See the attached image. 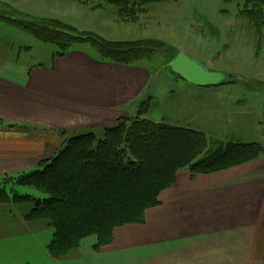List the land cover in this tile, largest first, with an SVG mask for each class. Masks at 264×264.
I'll return each instance as SVG.
<instances>
[{"label": "crops", "instance_id": "crops-1", "mask_svg": "<svg viewBox=\"0 0 264 264\" xmlns=\"http://www.w3.org/2000/svg\"><path fill=\"white\" fill-rule=\"evenodd\" d=\"M15 65L10 76L0 70V178L37 169L74 136L102 139L120 119L137 116L151 81L142 64L101 62L80 48L63 58L52 54L49 66ZM196 101V108L210 109L202 113H212L211 102ZM160 201L143 225L117 228L111 244L97 249L93 236L59 259L48 251L53 237L25 220L28 209L17 215L6 208L0 214L17 218L4 217L0 264H264V156L209 175L182 170Z\"/></svg>", "mask_w": 264, "mask_h": 264}, {"label": "trees", "instance_id": "trees-1", "mask_svg": "<svg viewBox=\"0 0 264 264\" xmlns=\"http://www.w3.org/2000/svg\"><path fill=\"white\" fill-rule=\"evenodd\" d=\"M98 1L114 6L119 16L134 22L157 0ZM240 13L257 33H264V0H243ZM0 18L43 43L55 45V58L67 56L76 44H89L101 62L123 66L167 54L161 42L111 41L96 33L79 32L58 19ZM148 104H140L137 116L120 119L100 141L93 133L74 136L37 169L1 177L0 210L30 205L25 220L53 226L48 251L59 259L87 238L98 237L99 249L113 242L117 228L143 225L146 212L160 205L162 193L175 185L180 171L209 175L264 156V145L259 143L212 147L202 132L143 118ZM20 188H33L42 197L21 195Z\"/></svg>", "mask_w": 264, "mask_h": 264}, {"label": "rangeland", "instance_id": "rangeland-1", "mask_svg": "<svg viewBox=\"0 0 264 264\" xmlns=\"http://www.w3.org/2000/svg\"><path fill=\"white\" fill-rule=\"evenodd\" d=\"M242 5L243 0H157L146 6V12L138 14L137 21L129 22L119 16L114 6L98 0H0V15L58 19L79 32L96 33L111 41L164 43L166 55L142 59L135 65L142 64L150 72L151 81L140 101L150 103L145 106L149 108L143 112V118L205 132L212 143L219 140L264 143V33H257L241 16ZM6 46L14 47V54L13 48ZM72 48L90 53L93 50L89 44H76ZM57 50L55 45L43 43L0 18V70L5 74L10 76L18 69L17 63L49 66ZM181 53L235 80L221 87L190 84L168 67ZM198 97L205 103L211 102L213 111L217 105L227 106L218 115L213 111L205 114L202 111L210 109L196 108ZM196 110H201L200 116ZM18 192L42 197L33 188H20ZM29 207L9 205L0 212L14 208L20 215ZM4 217L17 218L0 214V237L5 232ZM39 223L43 237H53V226L46 221Z\"/></svg>", "mask_w": 264, "mask_h": 264}, {"label": "water", "instance_id": "water-1", "mask_svg": "<svg viewBox=\"0 0 264 264\" xmlns=\"http://www.w3.org/2000/svg\"><path fill=\"white\" fill-rule=\"evenodd\" d=\"M168 67L186 82L202 88L218 87L235 80V77L228 74L209 70L205 65L193 61L184 53L179 54Z\"/></svg>", "mask_w": 264, "mask_h": 264}]
</instances>
